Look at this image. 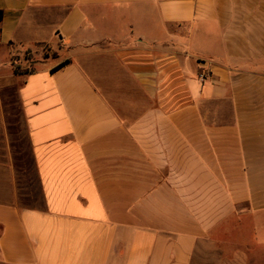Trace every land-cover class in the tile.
Listing matches in <instances>:
<instances>
[{"label":"crops","instance_id":"0c3cea01","mask_svg":"<svg viewBox=\"0 0 264 264\" xmlns=\"http://www.w3.org/2000/svg\"><path fill=\"white\" fill-rule=\"evenodd\" d=\"M0 264H264V0H0Z\"/></svg>","mask_w":264,"mask_h":264},{"label":"rangeland","instance_id":"374dc122","mask_svg":"<svg viewBox=\"0 0 264 264\" xmlns=\"http://www.w3.org/2000/svg\"><path fill=\"white\" fill-rule=\"evenodd\" d=\"M49 54H51V56H56V53L53 52ZM18 119L16 117L15 121L11 123V136H9L8 141H6V145H8L11 150L9 159L12 160L16 182L23 195L22 203L30 206H38L41 204L42 200L40 185L30 152L31 149L28 143L25 123L23 118H20V121H18Z\"/></svg>","mask_w":264,"mask_h":264},{"label":"trees","instance_id":"16d2710c","mask_svg":"<svg viewBox=\"0 0 264 264\" xmlns=\"http://www.w3.org/2000/svg\"><path fill=\"white\" fill-rule=\"evenodd\" d=\"M48 56V55H47ZM17 60L18 59H13V67H14V70H15V72L16 73H22V72H24L23 71V68L25 67L22 63H18L17 62ZM70 63V61L69 60H67V61H65L64 63H62V64H60L59 66H57L56 68H54V70L53 71H58V70H60L61 68H63L64 66H66L67 64H69ZM32 207L34 206H36V205H31Z\"/></svg>","mask_w":264,"mask_h":264},{"label":"built area","instance_id":"2783aa9c","mask_svg":"<svg viewBox=\"0 0 264 264\" xmlns=\"http://www.w3.org/2000/svg\"><path fill=\"white\" fill-rule=\"evenodd\" d=\"M205 78H206V75H205V74H201V75H200V79H201V80H205Z\"/></svg>","mask_w":264,"mask_h":264}]
</instances>
